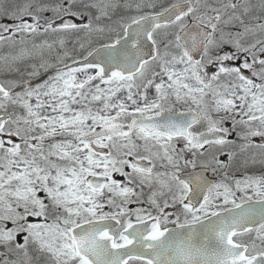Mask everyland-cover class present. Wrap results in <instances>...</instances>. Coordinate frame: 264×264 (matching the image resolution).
<instances>
[{
	"label": "snow or ice",
	"instance_id": "obj_1",
	"mask_svg": "<svg viewBox=\"0 0 264 264\" xmlns=\"http://www.w3.org/2000/svg\"><path fill=\"white\" fill-rule=\"evenodd\" d=\"M0 49V264H264V0H0Z\"/></svg>",
	"mask_w": 264,
	"mask_h": 264
},
{
	"label": "rangeland",
	"instance_id": "obj_2",
	"mask_svg": "<svg viewBox=\"0 0 264 264\" xmlns=\"http://www.w3.org/2000/svg\"><path fill=\"white\" fill-rule=\"evenodd\" d=\"M3 50L2 49H0V52H2ZM239 175V174H238Z\"/></svg>",
	"mask_w": 264,
	"mask_h": 264
},
{
	"label": "flooded vegetation",
	"instance_id": "obj_3",
	"mask_svg": "<svg viewBox=\"0 0 264 264\" xmlns=\"http://www.w3.org/2000/svg\"><path fill=\"white\" fill-rule=\"evenodd\" d=\"M239 174V173H238ZM209 175H211V174H209Z\"/></svg>",
	"mask_w": 264,
	"mask_h": 264
}]
</instances>
